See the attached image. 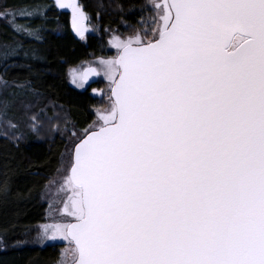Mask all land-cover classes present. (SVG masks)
Here are the masks:
<instances>
[{"label": "snow or ice", "instance_id": "1", "mask_svg": "<svg viewBox=\"0 0 264 264\" xmlns=\"http://www.w3.org/2000/svg\"><path fill=\"white\" fill-rule=\"evenodd\" d=\"M56 3L83 38L81 6ZM145 9L154 26L112 35L117 55L100 61L106 106L73 132L65 222L38 238L68 241L73 264H264V0H148ZM40 14L5 8L0 19L40 40L39 27L16 23ZM23 47L0 45V58Z\"/></svg>", "mask_w": 264, "mask_h": 264}, {"label": "trees", "instance_id": "2", "mask_svg": "<svg viewBox=\"0 0 264 264\" xmlns=\"http://www.w3.org/2000/svg\"><path fill=\"white\" fill-rule=\"evenodd\" d=\"M78 3L93 31L84 41L74 36L68 12L60 10L54 0H0V11L38 9L41 13L31 19L16 20L20 25L39 27L40 40L18 35L6 19H0V45L15 41L24 45L6 62L0 58V77L4 83L0 92L1 113L20 133V139L0 134V184L7 183L9 188L8 196L0 195V239L7 246L0 250V264H56L59 259L58 244L17 243L30 239L34 226L43 221L45 204L41 192L56 172L67 144V133L59 129H50L45 135L26 127L24 106L43 109L49 104L46 110L57 107L65 115V127H85L93 119L91 109L97 97L90 92L91 86L78 91L69 84L68 67L86 57L106 53L109 28L120 30L124 24L153 26L148 23L152 14L145 9L147 0H78ZM142 17L144 24L139 23Z\"/></svg>", "mask_w": 264, "mask_h": 264}, {"label": "rangeland", "instance_id": "3", "mask_svg": "<svg viewBox=\"0 0 264 264\" xmlns=\"http://www.w3.org/2000/svg\"><path fill=\"white\" fill-rule=\"evenodd\" d=\"M78 3V0H76ZM148 2V0H147ZM79 4V3H78ZM82 8V7H81ZM69 15V25L70 29L73 32L72 23H71V10L68 11ZM86 15V14H85ZM85 28L87 31L85 32V36L81 38L80 36L74 34L75 37L80 40H85L86 36L92 33V28L88 22V18L86 15ZM120 30L117 28H109L106 30V53L100 54L97 56H89L83 59L80 63L76 65H72L68 67L67 70V79L69 84L78 91H85L88 86L83 83L82 80H79V77L82 76V70L85 67L93 66L99 72V78L96 83L90 85V92L97 97V103L93 108H102L106 105L104 101L100 98V91L106 89L107 87V79L104 76V66L100 63L101 60L113 58L117 55L116 49L111 45L110 41L112 39L113 33L120 35L121 38H126L132 34H134L139 28L137 26H132L128 24H124ZM154 26V25H153ZM147 26H144L145 28ZM69 69H74L78 82L83 83V87H78L76 84L71 82V78L69 76ZM0 77V92L4 86L3 81ZM93 89L96 90V93H93ZM50 105L48 104L43 109H34L33 105H25V125L26 127H30L33 130L39 131L40 134L47 135L49 133L48 130H58L61 132L67 133V144L62 153L60 164L56 170V172L51 175L47 182L45 183L43 190L41 192V201L45 204V214L43 221L37 223L33 228V234L30 239L25 241H19L17 243L20 244H30L36 246H45L49 244H58L59 245V259L56 264H72L74 260L73 255V245L68 241L57 238L56 240H41L38 237L42 235V229L44 225H50L54 223H63L65 221L62 220L63 212V201L66 199L65 191L62 190L61 185L64 182V179L68 173V169L72 162V148L75 142V138L73 136V132L79 130L73 127H65V115L62 114L61 110L57 107L53 108L52 111L46 110ZM92 121V120H91ZM0 134L9 135L12 138L20 139V133L17 131L16 126L12 124L10 121L5 119L1 113V104H0ZM1 240V239H0ZM7 247L3 242L0 243V250Z\"/></svg>", "mask_w": 264, "mask_h": 264}, {"label": "water", "instance_id": "4", "mask_svg": "<svg viewBox=\"0 0 264 264\" xmlns=\"http://www.w3.org/2000/svg\"><path fill=\"white\" fill-rule=\"evenodd\" d=\"M55 1V3H56V0H54ZM56 5H57V3H56ZM60 9V8H59ZM60 10H62V11H69V9H60ZM84 23H85V21H84ZM73 28V27H72ZM73 32H74V34H76V35H78L76 32H75V30L73 29ZM79 36V35H78ZM89 68H95V67H93V66H88V67H85L83 70H82V75H83V73L84 72H86ZM96 69V68H95ZM97 70V69H96ZM98 72V71H97ZM99 73V72H98ZM98 78H99V74L98 75H91V76H89V78H88V81L85 83V82H83V83H85L87 86H90V85H92V84H94V83H96L97 82V80H98ZM72 159H73V157H72ZM73 264V263H72Z\"/></svg>", "mask_w": 264, "mask_h": 264}]
</instances>
